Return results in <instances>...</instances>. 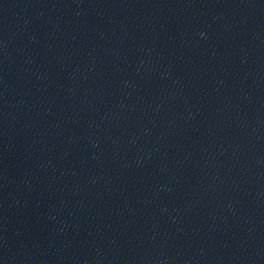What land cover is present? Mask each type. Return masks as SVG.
Masks as SVG:
<instances>
[{
  "label": "water",
  "instance_id": "1",
  "mask_svg": "<svg viewBox=\"0 0 264 264\" xmlns=\"http://www.w3.org/2000/svg\"><path fill=\"white\" fill-rule=\"evenodd\" d=\"M0 264H264V0H0Z\"/></svg>",
  "mask_w": 264,
  "mask_h": 264
}]
</instances>
